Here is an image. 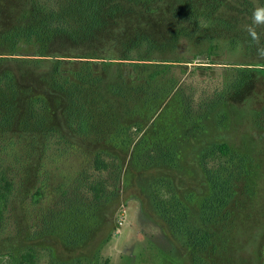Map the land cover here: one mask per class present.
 <instances>
[{
    "label": "rangeland",
    "instance_id": "1",
    "mask_svg": "<svg viewBox=\"0 0 264 264\" xmlns=\"http://www.w3.org/2000/svg\"><path fill=\"white\" fill-rule=\"evenodd\" d=\"M25 1L0 0V24ZM259 5L221 0L175 40L162 16L137 20L160 40L124 36L143 63L62 60L53 89L25 76L29 97L7 123L0 110V253L34 264H264V56L247 31L264 45V24L251 21ZM4 48L29 56L35 46ZM224 141L230 185L217 194Z\"/></svg>",
    "mask_w": 264,
    "mask_h": 264
},
{
    "label": "trees",
    "instance_id": "2",
    "mask_svg": "<svg viewBox=\"0 0 264 264\" xmlns=\"http://www.w3.org/2000/svg\"><path fill=\"white\" fill-rule=\"evenodd\" d=\"M27 1L34 0H26L23 9L9 24H0V46L5 50L15 51L14 47H25L31 43L35 46L34 53L29 56H19L25 53L11 51L0 54V83H3L0 86V110L5 123L17 110L15 103L25 96L29 97L28 92H23L19 85L25 76L32 86L38 80H44L53 89L55 77L62 74L59 70L64 62L62 60L69 59L74 63L79 58H85L83 64L91 65L94 59L100 57L103 65H110L114 69L119 63H143L147 55L127 54L132 47H123L126 42L124 36L131 35L134 45L140 46L142 43L149 48L160 40L140 32L142 28L138 30L134 25L137 20L146 26L153 16H162L169 21L168 34L174 35L175 40L176 34L197 26L200 18L211 16L217 8L216 4L221 3V0H63L58 8H53L46 4L30 6ZM4 29L5 32H2ZM92 45L98 52L88 49ZM100 53L103 54L97 56ZM62 81L65 82L63 77ZM56 93L64 95L60 90ZM29 119L33 120L34 126L39 123L32 110ZM216 150L224 159L219 168L211 170L218 194L221 185L229 184V180L220 173L222 168L229 167L226 159L230 157V148L224 141L216 145ZM234 170L238 172L240 169ZM6 195V190L0 189V219ZM206 235V232L202 234L199 241ZM0 264H34V261L28 253L14 256L13 253L3 252L0 253Z\"/></svg>",
    "mask_w": 264,
    "mask_h": 264
},
{
    "label": "clouds",
    "instance_id": "3",
    "mask_svg": "<svg viewBox=\"0 0 264 264\" xmlns=\"http://www.w3.org/2000/svg\"><path fill=\"white\" fill-rule=\"evenodd\" d=\"M252 25L264 24V5L256 6L252 12ZM250 27V26H249ZM248 31L251 39L257 44V54L264 56V45H261V36L255 31V28H252L251 31ZM256 70H264V65L259 66Z\"/></svg>",
    "mask_w": 264,
    "mask_h": 264
}]
</instances>
